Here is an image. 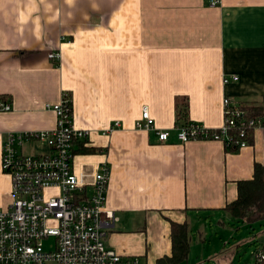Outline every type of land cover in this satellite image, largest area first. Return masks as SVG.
I'll use <instances>...</instances> for the list:
<instances>
[{
  "label": "crops",
  "instance_id": "0c3cea01",
  "mask_svg": "<svg viewBox=\"0 0 264 264\" xmlns=\"http://www.w3.org/2000/svg\"><path fill=\"white\" fill-rule=\"evenodd\" d=\"M53 52L57 64L47 57ZM63 94L91 150L76 145L74 173L110 168L106 208L116 221L109 248L157 264L171 257L173 224L186 226L189 245L190 231L209 223L228 234L257 224L264 250L263 222L235 223L225 211L238 183L264 164V0H0V103L11 108L0 110V208L9 205L6 135L54 128L45 106ZM225 98L261 111V127L244 148L178 142V124L219 129ZM143 107L157 129L170 132L167 142L135 129ZM22 152L48 149L31 143ZM232 239L228 255L214 257L218 264H241L234 254L244 241ZM189 252L179 264H190Z\"/></svg>",
  "mask_w": 264,
  "mask_h": 264
},
{
  "label": "built area",
  "instance_id": "2783aa9c",
  "mask_svg": "<svg viewBox=\"0 0 264 264\" xmlns=\"http://www.w3.org/2000/svg\"><path fill=\"white\" fill-rule=\"evenodd\" d=\"M218 1L210 2L211 6ZM57 64L59 53L48 54ZM237 81V78H233ZM224 83L227 81L224 79ZM55 115V126L38 132H10L2 144L1 167L10 178L9 205L0 208V264H142L124 257L106 245L108 232L116 221L106 208L110 168L102 164L88 176L72 169L74 149L88 139V132L75 127L71 101L63 94L60 102L47 104ZM223 124L217 130L191 123L176 125L177 140L217 141L232 144L229 131L235 126L253 131L261 127L260 118H245L234 102L224 99ZM0 103L1 111H9ZM118 122L108 131L118 128ZM136 130L155 132L159 142H167L168 130L155 127L147 107H143ZM31 143L44 145L48 152L28 155L22 148ZM241 149L245 142L235 143ZM87 177L90 178L87 181ZM254 264H264V250L256 249Z\"/></svg>",
  "mask_w": 264,
  "mask_h": 264
},
{
  "label": "trees",
  "instance_id": "16d2710c",
  "mask_svg": "<svg viewBox=\"0 0 264 264\" xmlns=\"http://www.w3.org/2000/svg\"><path fill=\"white\" fill-rule=\"evenodd\" d=\"M244 112L245 118H260L261 111L254 107L241 108ZM179 123L186 121L185 110L179 113ZM183 125V124H182ZM184 125H187L184 123ZM240 128L235 126L229 131V135L232 140V144L226 145V148L239 149L235 143L245 142L248 143L253 133L252 129L245 128V136L240 137ZM79 146V151L84 150L86 152L91 151L88 148H84V143ZM225 211L230 215L231 219L235 222H247L251 224L253 222H263L264 225V164L254 165V174L252 180L243 181L238 183V197L237 199L226 205ZM172 237V254L170 258L159 260L157 264H179L186 260L188 253V231L185 225L171 226Z\"/></svg>",
  "mask_w": 264,
  "mask_h": 264
},
{
  "label": "rangeland",
  "instance_id": "374dc122",
  "mask_svg": "<svg viewBox=\"0 0 264 264\" xmlns=\"http://www.w3.org/2000/svg\"><path fill=\"white\" fill-rule=\"evenodd\" d=\"M202 224V223H201ZM196 226L194 231H190L189 247L190 252L188 262L190 264H218L214 257H224L228 255V250L232 249L235 238L243 239V244L238 248V252L234 249V257L240 259L241 264H253L252 253L259 248V240L256 235L259 227L254 225V231L248 226L241 225L240 230L232 229V233L228 234V230H216L209 223L207 225ZM231 256L233 254H230Z\"/></svg>",
  "mask_w": 264,
  "mask_h": 264
}]
</instances>
